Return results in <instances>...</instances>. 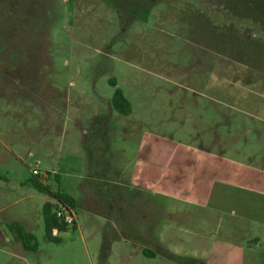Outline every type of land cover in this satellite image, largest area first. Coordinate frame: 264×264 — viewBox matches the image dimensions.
<instances>
[{
	"label": "rangeland",
	"instance_id": "1",
	"mask_svg": "<svg viewBox=\"0 0 264 264\" xmlns=\"http://www.w3.org/2000/svg\"><path fill=\"white\" fill-rule=\"evenodd\" d=\"M232 2L0 0V264H264V0Z\"/></svg>",
	"mask_w": 264,
	"mask_h": 264
},
{
	"label": "trees",
	"instance_id": "2",
	"mask_svg": "<svg viewBox=\"0 0 264 264\" xmlns=\"http://www.w3.org/2000/svg\"><path fill=\"white\" fill-rule=\"evenodd\" d=\"M232 1L233 0H228V5H232ZM251 3H253L252 0H249V4ZM112 105L114 109L121 114L128 115L131 113V104L124 96L123 91L119 88H117L115 91ZM48 174H51V172H48ZM33 175L35 177H39L38 179L34 178L32 180L33 185L39 191L47 193V195L54 201L53 203L47 201L43 205V215L46 237L51 241L58 242L60 241V238L56 235V233L66 232L69 228V225L64 221L63 218L58 217L57 210H60L62 208L74 209L76 204L75 199L69 194L62 191L60 188L54 189L50 184L45 183L44 180L47 176L34 173ZM72 226L73 228H75V223ZM10 229L16 234L17 239L21 241L23 248L26 251H35L37 249L38 243L33 233L26 231L22 225L16 222L10 225ZM103 260L105 259L103 258Z\"/></svg>",
	"mask_w": 264,
	"mask_h": 264
},
{
	"label": "built area",
	"instance_id": "3",
	"mask_svg": "<svg viewBox=\"0 0 264 264\" xmlns=\"http://www.w3.org/2000/svg\"><path fill=\"white\" fill-rule=\"evenodd\" d=\"M34 174H41L42 172L40 170H36L33 172ZM44 176L48 175V172L43 173ZM57 215L58 217H61L64 219V221L68 224V225H73L75 223V219H74V211L73 209H65L62 208L60 210H57Z\"/></svg>",
	"mask_w": 264,
	"mask_h": 264
},
{
	"label": "crops",
	"instance_id": "4",
	"mask_svg": "<svg viewBox=\"0 0 264 264\" xmlns=\"http://www.w3.org/2000/svg\"><path fill=\"white\" fill-rule=\"evenodd\" d=\"M143 252L145 253V255H153L148 248L144 249Z\"/></svg>",
	"mask_w": 264,
	"mask_h": 264
},
{
	"label": "flooded vegetation",
	"instance_id": "5",
	"mask_svg": "<svg viewBox=\"0 0 264 264\" xmlns=\"http://www.w3.org/2000/svg\"><path fill=\"white\" fill-rule=\"evenodd\" d=\"M182 30H183V28H182Z\"/></svg>",
	"mask_w": 264,
	"mask_h": 264
}]
</instances>
